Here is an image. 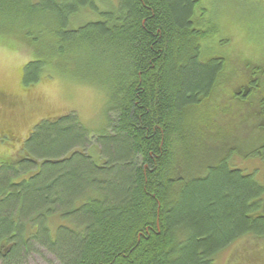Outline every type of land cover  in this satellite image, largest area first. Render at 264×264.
I'll return each instance as SVG.
<instances>
[{
    "label": "trees",
    "instance_id": "obj_1",
    "mask_svg": "<svg viewBox=\"0 0 264 264\" xmlns=\"http://www.w3.org/2000/svg\"><path fill=\"white\" fill-rule=\"evenodd\" d=\"M206 11L202 0H0V44L31 54L22 87L51 67L107 98L105 131L75 112L43 118L0 162L1 264H21L34 242L60 264H216L239 237H264V183L233 163L234 147L207 174L177 172V153L192 152L188 119L225 69L223 55L201 59L220 31ZM82 12L94 20L74 27ZM256 67L234 99L264 87ZM252 115L259 137L264 94ZM93 142L103 162L85 152ZM252 154L264 164V141Z\"/></svg>",
    "mask_w": 264,
    "mask_h": 264
},
{
    "label": "rangeland",
    "instance_id": "obj_2",
    "mask_svg": "<svg viewBox=\"0 0 264 264\" xmlns=\"http://www.w3.org/2000/svg\"><path fill=\"white\" fill-rule=\"evenodd\" d=\"M108 1L112 3V0ZM214 2L202 0V6L207 7L205 18L214 16L220 31L203 43L201 59L223 55L226 58L225 69L217 76L223 80L206 104L193 109L187 122L192 152L189 155L177 153V172L188 178L194 173L207 174L202 165L211 163L217 154L234 147L238 154L231 159L233 163L244 173L255 170L256 178L264 183V164L260 162L261 158L252 154L259 142L264 141V135H261L264 132H259L257 137L259 134L252 127L255 125L252 111L258 110L264 87L253 92L245 102L234 99L237 92L246 89L244 83L253 67L258 66L259 79L264 83V0ZM87 20H94L93 15L82 12L75 18L73 26ZM258 48L260 56H257ZM30 59L28 50H16L0 44V134H9V137L0 136V162L22 154L27 136L43 118L75 112L92 134L107 129V98L103 90L77 79L73 74L55 72L51 67L45 69L37 84L24 88L21 85L22 69ZM70 63L72 67L75 61ZM84 71L85 68L79 73ZM208 122L209 128L205 126ZM218 133L221 140L211 137ZM188 142L184 144L187 146ZM86 149L85 152L95 160L104 161L98 144L93 142ZM36 162L38 164L40 160ZM218 182L223 181L218 179ZM21 260V264H60L52 252L35 242ZM215 261L216 264H264V237L243 235L220 251Z\"/></svg>",
    "mask_w": 264,
    "mask_h": 264
},
{
    "label": "flooded vegetation",
    "instance_id": "obj_3",
    "mask_svg": "<svg viewBox=\"0 0 264 264\" xmlns=\"http://www.w3.org/2000/svg\"><path fill=\"white\" fill-rule=\"evenodd\" d=\"M259 154H261V150L259 151ZM259 157L261 158V155Z\"/></svg>",
    "mask_w": 264,
    "mask_h": 264
}]
</instances>
